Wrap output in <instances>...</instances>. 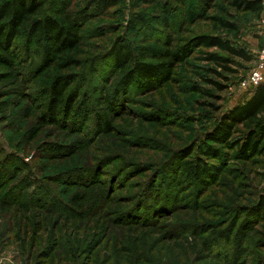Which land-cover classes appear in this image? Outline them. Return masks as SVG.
<instances>
[{"label": "rangeland", "instance_id": "374dc122", "mask_svg": "<svg viewBox=\"0 0 264 264\" xmlns=\"http://www.w3.org/2000/svg\"><path fill=\"white\" fill-rule=\"evenodd\" d=\"M66 1L80 19L81 33L79 47L67 57L45 65L42 49L23 38L15 39L7 55L0 48V162L14 174L1 178L0 264L224 262L210 241L240 228L245 252L237 264H264V217L250 210L264 197V151L244 157L232 145L213 143L226 159L206 157L221 169L202 180L189 178L179 165L199 156L223 113L252 95L243 81L258 62L262 18L224 0H187L170 16L175 46L217 34L253 59L193 44L168 83H134L124 91L117 82L123 73L106 54L120 41L137 51L162 41L157 15L169 0L138 9L136 0ZM53 11L47 0L46 12ZM136 11L153 20L154 30L130 26ZM218 18L237 29L226 31ZM207 52L229 56V69L207 60ZM70 73L78 77L77 100L87 101L92 112L67 120L61 113L57 121L47 109L49 82ZM105 96H114L112 106ZM101 112L109 113L106 131L99 128ZM238 128L236 137L245 131ZM15 156L23 163L19 168L8 160ZM152 176L168 184L175 208L155 215L143 205L140 223H130L119 213L134 205ZM19 188L24 197L11 201L7 195ZM47 190L69 200L71 213L48 205L54 198ZM75 194L86 197V206L71 203Z\"/></svg>", "mask_w": 264, "mask_h": 264}, {"label": "trees", "instance_id": "16d2710c", "mask_svg": "<svg viewBox=\"0 0 264 264\" xmlns=\"http://www.w3.org/2000/svg\"><path fill=\"white\" fill-rule=\"evenodd\" d=\"M54 11L51 14L46 12L47 0H0V48L4 54L10 53V47L17 38L33 40L42 49L45 57V65H51L58 60V57H64L75 51L81 43V33L79 18L69 11L70 3L66 0H52ZM159 0H136L133 3V9H138L141 5L157 3ZM209 0H200L202 4L208 3ZM230 3L238 10L251 12L256 17H261L264 12V0H224ZM116 2L112 3L114 6ZM187 4V0H169V4L159 10L157 16L161 17L163 40L154 46H145L139 51L134 50L128 42L120 41L113 44L110 51L106 54L114 60V69L123 73L117 81L118 85L124 91H127L134 83L150 84L168 83L173 76L175 66L186 59L191 52L190 46L193 44L202 45L207 48H217L229 56L243 58L251 61L253 56L243 48L235 46L231 40L224 39L217 34H200L193 37L187 44L175 46L173 34L170 30V16L174 9H179ZM130 26L133 28H141L142 31L151 32L154 30L155 23L152 19H147L138 11L134 12L129 19ZM219 23L226 31L234 32L237 27L235 24L218 18ZM263 40V39H262ZM264 44V42H263ZM263 47V45H262ZM258 55V54H257ZM256 55V57H257ZM228 56V57H229ZM5 56H1L4 59ZM67 57V56H66ZM217 52H207L206 59L217 63L220 67L228 68V63L232 59ZM115 71V70H114ZM76 74H57L52 76L49 82V102L47 109L49 115L55 120L60 119L59 114H63L62 118L67 120L72 118L74 114L78 118H84L92 110L87 101L77 100V89L73 84L77 80ZM209 81V80H208ZM116 87V86H115ZM197 89V87H195ZM198 90V89H197ZM252 95L245 101L236 104L232 108L225 111L221 119L215 124L211 132L207 134V139L211 142L206 143L199 150V156L193 159L182 160L179 162L180 168L189 178L202 180L208 175L216 174L220 171L221 166L214 165L206 160V157L222 158L225 161L224 152L221 151L213 143L219 145H232L237 149L239 154L249 157L264 151V81L252 89ZM118 91H114V95ZM112 99V101H110ZM114 96H105V100L109 101V106L114 104ZM112 109L111 107L109 110ZM111 111V110H110ZM60 112V113H59ZM109 113L101 112L98 114L100 122V131H106L109 128ZM61 120V119H60ZM244 127L245 131L238 137L235 133L238 127ZM79 127V126H78ZM202 149V150H201ZM15 166L21 165L18 157H10ZM222 161V162H223ZM224 163V162H223ZM23 164V163H22ZM19 168V167H18ZM159 169V168H157ZM160 170L158 171L159 174ZM127 173V172H126ZM131 173V172H130ZM12 174L11 170L4 167L0 162V191L4 187L1 178ZM126 177V176H125ZM163 178V177H162ZM121 180V179H120ZM125 179L122 178V182ZM152 179L150 183H146L138 192L140 197L134 201V205L125 213H119L123 219L131 221L130 223H140L142 215L141 208L144 205L150 212L152 210L155 215L171 211L175 208L176 199L172 197V191L168 184L162 181ZM121 182V181H120ZM30 185V184H29ZM123 185V184H122ZM152 185L154 186L152 188ZM146 186V188H145ZM30 192V191H29ZM47 195L53 197L51 206H59L62 212H70L69 207L64 198L55 196L51 191L47 190ZM25 192L21 188L12 190V195H7L13 202H18L24 197ZM33 194V193H31ZM37 197L34 194L30 198ZM39 198V197H37ZM39 200V199H38ZM37 200V201H38ZM73 205L86 206L85 196L75 194L71 196ZM81 201L82 204H78ZM132 204V202H131ZM141 206V207H140ZM255 215L264 217V197H260L258 202L250 208ZM147 211V212H148ZM148 212V213H149ZM81 214V213H80ZM142 214V215H140ZM244 230L240 228L235 233H229L226 236L221 235L219 238L211 240L210 243L221 252V259L229 264H237L243 253ZM215 238V237H214ZM209 243L206 242V244ZM209 243V244H210ZM210 244V245H211ZM218 255V254H217ZM222 261L211 260L203 264H226ZM109 264V263H108Z\"/></svg>", "mask_w": 264, "mask_h": 264}, {"label": "built area", "instance_id": "2783aa9c", "mask_svg": "<svg viewBox=\"0 0 264 264\" xmlns=\"http://www.w3.org/2000/svg\"><path fill=\"white\" fill-rule=\"evenodd\" d=\"M261 35L264 42V16L261 19ZM258 62L254 68H252L248 77L243 81V85L247 88H254L264 81V44L260 49L258 56Z\"/></svg>", "mask_w": 264, "mask_h": 264}, {"label": "crops", "instance_id": "0c3cea01", "mask_svg": "<svg viewBox=\"0 0 264 264\" xmlns=\"http://www.w3.org/2000/svg\"><path fill=\"white\" fill-rule=\"evenodd\" d=\"M264 16V12H263V14H262V17Z\"/></svg>", "mask_w": 264, "mask_h": 264}]
</instances>
